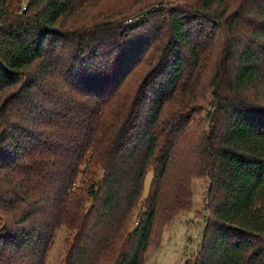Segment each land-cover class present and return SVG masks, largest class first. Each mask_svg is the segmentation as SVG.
<instances>
[{
  "label": "trees",
  "instance_id": "16d2710c",
  "mask_svg": "<svg viewBox=\"0 0 264 264\" xmlns=\"http://www.w3.org/2000/svg\"><path fill=\"white\" fill-rule=\"evenodd\" d=\"M83 1L26 0L16 10L0 0V264H45L62 227L73 235L63 264H144L158 217L172 221L190 202L193 172L208 178V215L187 264H264V0L170 11L158 27L162 39L170 31L159 77L133 94L124 81L156 39L131 53L120 41L129 31L109 19L62 31ZM67 33L90 71H54ZM206 55L215 59L210 129L194 146L200 165L175 174L192 117L184 110L203 83L193 70Z\"/></svg>",
  "mask_w": 264,
  "mask_h": 264
},
{
  "label": "rangeland",
  "instance_id": "374dc122",
  "mask_svg": "<svg viewBox=\"0 0 264 264\" xmlns=\"http://www.w3.org/2000/svg\"><path fill=\"white\" fill-rule=\"evenodd\" d=\"M25 1L13 0V6L15 5L16 10L20 7L25 8ZM197 2L198 0H85L83 1L85 7L68 19L62 31L68 28L73 29L75 26L84 23H99L100 21L109 19L114 25L117 24V26L125 29L122 30L124 33L129 31L128 34H124V38H121L120 41H122V44L125 43L121 49L130 51L131 53L135 45L148 37V34L149 39H156L154 41L155 47L147 50L141 62L129 73L124 81L122 92H131L133 94L149 77H159L154 71H160L161 68L156 70L155 67L160 59L164 60L168 55L165 46L170 31L166 30L163 34L167 35V37L162 39V32L158 27L164 24L162 23L163 21H167V15H169L170 11L174 10L179 13L189 11ZM75 15L77 16L75 17ZM134 25L137 27L129 30ZM117 26L115 25V27ZM64 35L62 46H67V48L62 53L66 56V62L54 71H63L61 68L66 64H68V71H90L89 66L81 62V54L77 52V40L73 37L74 35H69L68 33ZM130 38L132 40L131 43H129L131 41ZM202 40L203 46L207 47L203 51V55H205L209 52L208 46L210 45L205 39L202 38ZM105 42L109 43L108 41ZM199 47L200 45H198ZM214 61V58L206 55L201 69L196 67V65L194 67L193 71H204L203 78L201 79L203 83L202 88L199 87L197 90L200 93L198 100L184 110L185 113H190L192 117L185 131L186 133L182 137L183 140L180 141L177 151L175 150L176 153L172 161L175 174H177L176 170H182L181 167L183 165H187L188 169H195L200 165L196 157L197 150L194 146L198 140V136H201L210 129L207 112L209 109H212L213 98L210 94L212 88L209 87L208 81H210V72L212 71ZM106 67L102 69H106V71L111 70V68ZM102 69L99 70L93 67L92 71H102ZM155 82L156 79H153L147 88V95L149 97L153 95L154 90L150 89L154 87L153 84ZM124 99L122 98L121 101H124ZM129 103L130 101L127 102V104ZM97 173L95 178L98 179L101 172L98 171ZM152 176L153 171L149 170L145 179L144 194H147ZM187 177L189 178L191 191L187 194L185 202H190L185 204L186 206L176 214L172 221H167L164 214L158 217L152 235L151 246L145 255L144 264H187L189 258L193 259V256L197 254L208 215L206 198L209 181L207 176L194 174V172ZM139 212L141 211L138 209L136 214H139ZM72 239L73 235L65 227L57 229L49 246L45 264H63L67 248ZM1 243L2 239H0Z\"/></svg>",
  "mask_w": 264,
  "mask_h": 264
}]
</instances>
